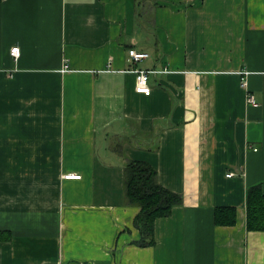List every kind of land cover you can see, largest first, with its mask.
Wrapping results in <instances>:
<instances>
[{
    "label": "crops",
    "instance_id": "obj_1",
    "mask_svg": "<svg viewBox=\"0 0 264 264\" xmlns=\"http://www.w3.org/2000/svg\"><path fill=\"white\" fill-rule=\"evenodd\" d=\"M130 48L150 55L131 65ZM118 138L183 195L151 246ZM255 185L264 0L0 1V264H264V231L247 228ZM217 206L237 223L217 225Z\"/></svg>",
    "mask_w": 264,
    "mask_h": 264
},
{
    "label": "trees",
    "instance_id": "obj_2",
    "mask_svg": "<svg viewBox=\"0 0 264 264\" xmlns=\"http://www.w3.org/2000/svg\"><path fill=\"white\" fill-rule=\"evenodd\" d=\"M1 1V0H0ZM118 141L109 146V150L118 160L125 159L124 194L127 204L141 207L134 220L141 237L137 243L151 246L156 242L155 223L158 218L170 216L173 208L183 203V195L164 186L158 180L157 169L145 160L130 159L122 150ZM217 225H235L237 208L234 206H217L215 208ZM248 230L264 231V191L260 185L249 188L247 197ZM4 231L0 230V241L5 240Z\"/></svg>",
    "mask_w": 264,
    "mask_h": 264
},
{
    "label": "built area",
    "instance_id": "obj_3",
    "mask_svg": "<svg viewBox=\"0 0 264 264\" xmlns=\"http://www.w3.org/2000/svg\"><path fill=\"white\" fill-rule=\"evenodd\" d=\"M12 53L15 56H18L20 53V48L15 46L12 48ZM129 54V61L132 64H137L138 62L146 59L149 57V52L141 51L136 48H130L128 51ZM136 72V89L139 92L150 94L152 92V87L150 85V70L143 69V68H133ZM243 85H246L245 77H243ZM248 101L251 103H255L254 96L249 94ZM81 174L75 173H68L66 174V178H81Z\"/></svg>",
    "mask_w": 264,
    "mask_h": 264
},
{
    "label": "rangeland",
    "instance_id": "obj_4",
    "mask_svg": "<svg viewBox=\"0 0 264 264\" xmlns=\"http://www.w3.org/2000/svg\"><path fill=\"white\" fill-rule=\"evenodd\" d=\"M144 9V8H143ZM146 10V9H145Z\"/></svg>",
    "mask_w": 264,
    "mask_h": 264
}]
</instances>
